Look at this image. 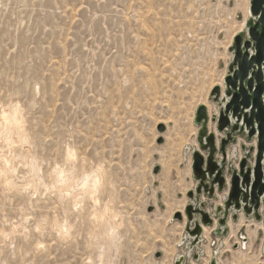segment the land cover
<instances>
[{
    "label": "rangeland",
    "instance_id": "374dc122",
    "mask_svg": "<svg viewBox=\"0 0 264 264\" xmlns=\"http://www.w3.org/2000/svg\"><path fill=\"white\" fill-rule=\"evenodd\" d=\"M251 6L0 0V115L18 110L27 137L13 136V151H0L17 185L0 180V264H173L189 253L185 209L202 150L197 109H208L207 136L215 135L221 160L227 133L211 120L219 115L211 92L226 90ZM235 137L226 146L227 180L245 156L242 145L253 148L250 165L257 151L256 138ZM96 174L100 186L90 195L83 183ZM206 202L215 209L220 200ZM240 218L227 234L207 226L209 238L184 264H264V223ZM249 228L258 229L253 239Z\"/></svg>",
    "mask_w": 264,
    "mask_h": 264
},
{
    "label": "water",
    "instance_id": "95a60500",
    "mask_svg": "<svg viewBox=\"0 0 264 264\" xmlns=\"http://www.w3.org/2000/svg\"><path fill=\"white\" fill-rule=\"evenodd\" d=\"M251 15L252 26L246 30L247 39L237 36L231 50L233 61L224 81V94L220 86L211 92L213 100L219 104V115L212 114L211 120L217 122L219 133H227L221 146V160L216 157L215 135L207 136L208 109L205 105L197 109L195 123L202 126L198 138L202 150L193 156L192 169L198 187L188 194L191 202L185 209L187 235L183 243L190 242L189 253L180 256L175 264H184L201 243L203 226L215 225L207 210L206 196L213 200L228 189L223 206H217L212 212L218 219L215 235L227 234L229 221H237L241 215L264 223V0H252ZM239 132L257 139L255 161L249 164L253 148L248 150L242 145L245 156L227 180L224 177L228 168L226 146L237 142L235 135ZM176 218L184 219L180 212ZM194 258L197 259L198 254Z\"/></svg>",
    "mask_w": 264,
    "mask_h": 264
},
{
    "label": "bare ground",
    "instance_id": "6f19581e",
    "mask_svg": "<svg viewBox=\"0 0 264 264\" xmlns=\"http://www.w3.org/2000/svg\"><path fill=\"white\" fill-rule=\"evenodd\" d=\"M251 15V12L249 13V16ZM252 16V15H251ZM250 16V17H251ZM222 85V84H221ZM221 85H218V86H221ZM225 90H223V94H224ZM214 102V101H213ZM13 110V109H12ZM211 110L212 108L209 107V112L211 113ZM18 111V110H17ZM16 110H14V112L12 111V113L10 114H7V113H4L2 112V116L0 115V151L2 149H8L9 151H13V143H14V140H13V136L17 135L19 137V141L20 143H25L27 142V137L26 135L24 134L23 132V124L18 116V112ZM218 112H219V108H218ZM9 113V112H8ZM18 141V140H17ZM16 141V142H17ZM15 142V143H16ZM16 146V145H15ZM21 146V145H20ZM200 151V149L198 150ZM8 164H9V156H7V154L5 155H0V180L1 179H5L6 182H7V185L9 186H12V187H16L17 188V185L10 179H8V173H10V170H9V167H8ZM10 176V175H9ZM63 176V175H62ZM90 177V176H89ZM64 178L63 181H65L67 184V181H69V179L67 177H62ZM87 178V177H86ZM89 178H87L85 181H84V185H86V191L92 195L93 193L97 192L99 186H100V180H99V177L98 175L96 174L95 178H92L91 181L88 180ZM6 185V184H5ZM67 186V185H66ZM20 187V186H19ZM84 187V186H82ZM20 189V188H19ZM22 189V188H21ZM85 191V192H86ZM86 192V193H87ZM85 193V194H86ZM227 195V193H224V194H218L217 195V200L219 199L220 200V203H217L218 205H223L224 203V200H225V196ZM92 198V197H91ZM95 216V215H94ZM93 216V217H94ZM105 219L108 220L110 219V212H109V209H105ZM103 216V217H104ZM243 216H241V219H240V222H242L243 220ZM184 217V216H183ZM185 219V218H184ZM95 222V221H94ZM112 223V222H111ZM114 224V223H113ZM229 226L230 228L232 227L233 223L232 221H229ZM240 224V223H239ZM260 226V229L262 230V223H259L257 224ZM63 228V227H62ZM65 228V227H64ZM61 230V229H60ZM63 230V229H62ZM210 228H208L207 226H203V235L204 237L207 239L209 238V234H210ZM258 230V229H257ZM257 230H252L251 228L248 229V233H249V238L251 239L252 236H256L257 235ZM64 231L66 232V230L64 229ZM109 232V231H108ZM233 232H231V235L229 236V238L231 236H233L232 234ZM253 239V238H252ZM209 240V239H208ZM247 242L244 243L242 241V244H241V248L243 249H246L247 247ZM209 256V255H208ZM176 260V259H175ZM175 260H174V263L175 264ZM209 264V262H208Z\"/></svg>",
    "mask_w": 264,
    "mask_h": 264
},
{
    "label": "built area",
    "instance_id": "2783aa9c",
    "mask_svg": "<svg viewBox=\"0 0 264 264\" xmlns=\"http://www.w3.org/2000/svg\"><path fill=\"white\" fill-rule=\"evenodd\" d=\"M216 199H217V197H216ZM217 206H221V205H218V204H217ZM222 206H223V205H222ZM207 210H208L209 214L212 216L215 225H217L218 219H217L214 215H212V212H214V211L216 210V207H215V209H214V208H211V209H208V208H207Z\"/></svg>",
    "mask_w": 264,
    "mask_h": 264
},
{
    "label": "flooded vegetation",
    "instance_id": "af4514ba",
    "mask_svg": "<svg viewBox=\"0 0 264 264\" xmlns=\"http://www.w3.org/2000/svg\"><path fill=\"white\" fill-rule=\"evenodd\" d=\"M242 216V215H241ZM241 219V218H240Z\"/></svg>",
    "mask_w": 264,
    "mask_h": 264
}]
</instances>
